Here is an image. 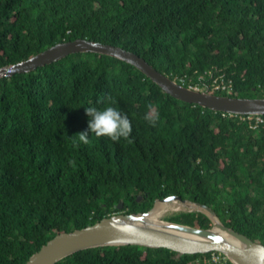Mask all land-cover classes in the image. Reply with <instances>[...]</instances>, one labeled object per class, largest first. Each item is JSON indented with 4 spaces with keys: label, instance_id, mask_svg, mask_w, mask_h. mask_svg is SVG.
I'll list each match as a JSON object with an SVG mask.
<instances>
[{
    "label": "trees",
    "instance_id": "obj_1",
    "mask_svg": "<svg viewBox=\"0 0 264 264\" xmlns=\"http://www.w3.org/2000/svg\"><path fill=\"white\" fill-rule=\"evenodd\" d=\"M76 39L133 53L172 80L210 85L225 74L234 92L213 94L264 98V0H0V67ZM87 106L119 108L130 137L78 142ZM170 196L209 206L264 245V130L176 100L93 53L0 79V264H25L57 235L146 214ZM166 220L213 226L201 213ZM205 255L104 247L56 264H197Z\"/></svg>",
    "mask_w": 264,
    "mask_h": 264
},
{
    "label": "water",
    "instance_id": "obj_2",
    "mask_svg": "<svg viewBox=\"0 0 264 264\" xmlns=\"http://www.w3.org/2000/svg\"><path fill=\"white\" fill-rule=\"evenodd\" d=\"M88 53L107 56L133 67L166 94L181 102L230 115H264V98H236L194 91L160 73L133 53L87 39L58 43L27 60L0 67V79L31 73L71 55ZM158 203H177L181 206V210H178L181 213H201L213 226L201 229L159 220ZM122 208L120 202L116 209L121 211ZM125 246L168 248L181 254L220 251L233 264H264V245L225 226L209 206L184 200L179 196L156 200L153 208L146 214L113 215L92 227L57 235L25 264H56L80 251Z\"/></svg>",
    "mask_w": 264,
    "mask_h": 264
},
{
    "label": "clouds",
    "instance_id": "obj_3",
    "mask_svg": "<svg viewBox=\"0 0 264 264\" xmlns=\"http://www.w3.org/2000/svg\"><path fill=\"white\" fill-rule=\"evenodd\" d=\"M150 111L146 113L145 119L150 125H155L159 119L157 110L149 106ZM87 116V128L78 133V142L88 143L89 134L96 137L105 136L112 141H119L121 138H129L132 132V125L126 114L114 106L98 108L87 106L84 108Z\"/></svg>",
    "mask_w": 264,
    "mask_h": 264
},
{
    "label": "built area",
    "instance_id": "obj_4",
    "mask_svg": "<svg viewBox=\"0 0 264 264\" xmlns=\"http://www.w3.org/2000/svg\"><path fill=\"white\" fill-rule=\"evenodd\" d=\"M212 75L211 72L208 73ZM175 81L186 88H189L194 91H201L211 89L212 92H224L227 94H231L234 92V86L232 81H227L225 78V74L220 75L219 77L215 78L210 85H201V84H193L186 79V77L177 78ZM228 115L229 117H236L239 119L240 122L247 123L248 126L254 130H264V115ZM208 255L199 257L196 261L200 262V264H230L231 260L227 255L219 251H210L206 253ZM199 260V261H198Z\"/></svg>",
    "mask_w": 264,
    "mask_h": 264
},
{
    "label": "rangeland",
    "instance_id": "obj_5",
    "mask_svg": "<svg viewBox=\"0 0 264 264\" xmlns=\"http://www.w3.org/2000/svg\"><path fill=\"white\" fill-rule=\"evenodd\" d=\"M200 92H207V91L201 90ZM160 204H162V203H160ZM175 204L176 203H169V204L165 203V204H163V205H165V211H162L161 213H159L158 219L159 220H166V219L172 217L173 215L180 214L182 211H177L176 209H173L174 206H176ZM198 264H200V262H198Z\"/></svg>",
    "mask_w": 264,
    "mask_h": 264
},
{
    "label": "bare ground",
    "instance_id": "obj_6",
    "mask_svg": "<svg viewBox=\"0 0 264 264\" xmlns=\"http://www.w3.org/2000/svg\"><path fill=\"white\" fill-rule=\"evenodd\" d=\"M163 204H165V203H162V204H160V203H158L157 205H158V207H157V212L158 213H161L162 211H165V205H163ZM176 206H174V208L173 209H176L177 211L178 210H181V206H179V204H175ZM172 207V206H171ZM220 252V251H219ZM226 255V254H225Z\"/></svg>",
    "mask_w": 264,
    "mask_h": 264
}]
</instances>
